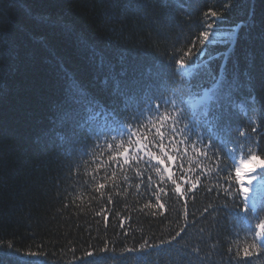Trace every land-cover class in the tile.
Listing matches in <instances>:
<instances>
[{"label":"trees","instance_id":"obj_1","mask_svg":"<svg viewBox=\"0 0 264 264\" xmlns=\"http://www.w3.org/2000/svg\"><path fill=\"white\" fill-rule=\"evenodd\" d=\"M116 80L134 82L127 101ZM141 111L149 151L166 159L153 140L164 132L183 197L150 157L133 149L123 164L127 137H99ZM250 152L264 156V0H0V264H264V246L242 252L264 219V180L254 210L232 211L234 168Z\"/></svg>","mask_w":264,"mask_h":264},{"label":"snow or ice","instance_id":"obj_2","mask_svg":"<svg viewBox=\"0 0 264 264\" xmlns=\"http://www.w3.org/2000/svg\"><path fill=\"white\" fill-rule=\"evenodd\" d=\"M213 17H216V13H212ZM207 27L211 29L213 25L211 23L207 24ZM204 41L209 40L210 33L205 31L202 33ZM199 55V53H198ZM218 56L219 54H214ZM181 67H183V61L179 62ZM125 73H121V75H124ZM134 82L128 83V84H122L120 80H116L114 83V91L116 95L120 98L121 101H127L128 99V91L127 89L131 88L133 86ZM167 103H171V101H168ZM165 107V102L158 98V97H150L148 101L147 106V114L152 115L155 113L157 116L160 113V110ZM128 109L125 108V111ZM112 112L116 115H119L116 109H113ZM107 120V117H105ZM128 119L131 120V126L125 127L124 122L122 120H116L113 121V125L111 126H102V129L99 133V137H108L111 135L112 140H116L117 136L121 137H127V143L131 145L129 148L123 147L121 144L119 147V155L123 156V164L127 165L130 161V153L133 149H135V155L131 156L132 160H141L143 159V156H148L151 159L156 161L157 165H164V171L168 173V179L172 181L174 185L175 194L177 196L183 197L185 189L181 187V183L177 182L176 179L173 178L172 171L167 167L166 160L172 161L174 159L173 156L168 155L167 152L164 150L163 146V140L165 139L164 132L160 127H156L154 129V136L153 140L157 145H159L160 151L164 153V157L154 155L153 152L149 151V148L152 145V141H149L147 136L144 133H141L140 127H143V121L146 119L145 112L141 111L139 115H135L133 117H129ZM164 120H167V116L163 118ZM178 118H174L172 123L175 125L177 123ZM107 128V130H105ZM148 129L145 128V132H147ZM181 130L175 126L169 129V133L171 136L175 137L178 132ZM253 131H255V128H253ZM192 133L195 135V132L193 129L189 127H185L183 134L187 135L188 133ZM115 133V134H112ZM243 135V133H241ZM159 137L160 139H156V137ZM189 140H191V136H189ZM105 139V143H106ZM199 142L205 144L209 149L214 148L215 146L208 143L203 137L199 138ZM109 147H112V145H108ZM111 159L113 161H116L117 164L119 162V158L117 156H111ZM235 163V161H234ZM221 172L224 173L225 176L228 175V171L225 168L220 169ZM264 180V156L258 155L255 152H250L246 155L245 158H242L239 160V163L234 168V182L237 186L236 191L239 195V197L242 200V204L240 205H234L232 207V211H235L237 213H249L250 211L255 209V205H252V208L249 207V200L250 196L249 193L253 190L254 183H259L260 181ZM183 183L185 185H188V181L184 180ZM101 188L104 187V184L100 185ZM197 187V181H193L190 186V191L194 190ZM163 191V189H161ZM159 203V201H158ZM150 205H145V207H149ZM160 208H164V205L162 203H159ZM227 207V206H226ZM107 219V218H105ZM184 229L182 228L179 232L176 233L175 236L171 238V240L167 241V243H171L172 240H175L176 237L181 235V232H183ZM127 233H125L126 235ZM256 241H259L257 243ZM165 242H161L160 245H147L140 244L138 248L136 247H125L123 251L120 252V255H125L128 253H131L133 255L137 254H147L152 248L154 247H160L163 246ZM264 246V219H259L258 222L255 224V231H254V241L250 245V247L243 248V256L249 257L252 255V251L250 249H256L258 247ZM13 248V245L9 244L8 249L11 250ZM74 251V250H73ZM231 251V249H229ZM110 249L107 245L101 247L98 252L97 251H86L84 253L83 257H80L79 259L84 260L87 257H95L97 255H103L105 253H109ZM112 253H115V249H112ZM240 250H237L235 252V255L237 257L240 256ZM28 257H39L42 256V252L37 251H31L26 253ZM22 264H40L39 260H27L23 261ZM88 264H95V261H89Z\"/></svg>","mask_w":264,"mask_h":264},{"label":"rangeland","instance_id":"obj_3","mask_svg":"<svg viewBox=\"0 0 264 264\" xmlns=\"http://www.w3.org/2000/svg\"><path fill=\"white\" fill-rule=\"evenodd\" d=\"M239 160H240V158L237 160V164L239 163ZM254 184H255V183H254ZM249 196H250L249 206L255 205V207H256V203L252 200V198H251V194H250V193H249Z\"/></svg>","mask_w":264,"mask_h":264}]
</instances>
